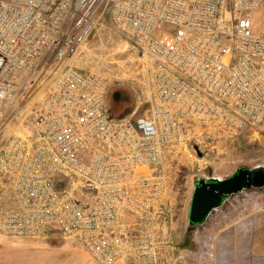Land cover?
I'll use <instances>...</instances> for the list:
<instances>
[{
    "label": "built area",
    "instance_id": "1",
    "mask_svg": "<svg viewBox=\"0 0 264 264\" xmlns=\"http://www.w3.org/2000/svg\"><path fill=\"white\" fill-rule=\"evenodd\" d=\"M98 1L0 0V135L48 51L52 73L29 134L0 138V235L78 239L96 264H176L189 157L264 129V0H107L118 59L87 45ZM125 83L139 99L112 122L106 96Z\"/></svg>",
    "mask_w": 264,
    "mask_h": 264
},
{
    "label": "rangeland",
    "instance_id": "2",
    "mask_svg": "<svg viewBox=\"0 0 264 264\" xmlns=\"http://www.w3.org/2000/svg\"><path fill=\"white\" fill-rule=\"evenodd\" d=\"M93 15L97 20V25L88 41V47L105 56L121 58L126 48V42L110 24L107 0L97 2ZM252 31L255 34L259 33V18L253 24ZM50 56L51 52L48 51L42 57L16 102L6 112L1 139L12 133L29 134L27 113L33 103L44 94L46 79L52 75L50 70L46 71L51 62ZM115 91L121 94V99L117 103H114L115 99L113 100L112 97ZM138 99V90L132 83L113 87L106 96L109 120L119 123L131 118ZM259 165L264 166V129H258L255 132L245 131L230 141L210 143L207 148L199 150L196 155L189 157L188 166L182 169L177 179L178 220L177 228L172 233L177 254L176 264H205L202 257L206 254L207 246L216 242L220 243L218 249L222 257L225 260L230 257L231 260L233 259V261H228V264L229 262L230 264H239V259L244 260L241 261L242 264H264V249H258L252 253L248 251V232L243 234L245 231H217L221 224L233 219L234 216L240 220L249 219L246 217L248 214L246 211L252 208L257 211L258 227L264 233V187L251 188L231 196L221 208L214 210L201 226L189 227L187 223L188 206L193 190V181L196 178L209 176L224 178L238 166L251 168ZM1 241L3 239L0 237ZM76 241L74 238L61 236L59 240L61 250L74 249L78 247V244L82 246L78 239ZM241 247L245 248V251H241ZM71 258L73 259L74 256ZM72 259L63 256L61 261L69 262L68 260H70L72 262ZM82 259L93 261L85 252L82 253Z\"/></svg>",
    "mask_w": 264,
    "mask_h": 264
},
{
    "label": "crops",
    "instance_id": "3",
    "mask_svg": "<svg viewBox=\"0 0 264 264\" xmlns=\"http://www.w3.org/2000/svg\"><path fill=\"white\" fill-rule=\"evenodd\" d=\"M246 213L249 219L240 220L234 216L233 219L221 224L217 231H245L243 234L248 232V251L252 253L258 249L263 250L264 233L258 227L257 211L251 208ZM0 237L3 239L0 242V264H96L93 259V261L82 259V253L87 252L78 243V247L74 249L61 250L59 243L61 236L52 235L43 239H13L2 235ZM207 247L206 254L202 257L205 264H228V261H233L231 257L226 260L222 257L218 249L220 243L216 242ZM240 250L245 251V248L241 247ZM63 256L70 257V259L74 256V258L72 262L70 260L69 262L61 261ZM241 261L244 260L239 259V264H242Z\"/></svg>",
    "mask_w": 264,
    "mask_h": 264
},
{
    "label": "water",
    "instance_id": "4",
    "mask_svg": "<svg viewBox=\"0 0 264 264\" xmlns=\"http://www.w3.org/2000/svg\"><path fill=\"white\" fill-rule=\"evenodd\" d=\"M119 92L112 97L117 99ZM264 187V166H238L227 177H200L193 181L187 223L189 227L203 225L214 210L221 208L233 195Z\"/></svg>",
    "mask_w": 264,
    "mask_h": 264
},
{
    "label": "flooded vegetation",
    "instance_id": "5",
    "mask_svg": "<svg viewBox=\"0 0 264 264\" xmlns=\"http://www.w3.org/2000/svg\"><path fill=\"white\" fill-rule=\"evenodd\" d=\"M115 92H118V91H115ZM120 99H121V94L119 93V96L115 100L120 101Z\"/></svg>",
    "mask_w": 264,
    "mask_h": 264
},
{
    "label": "trees",
    "instance_id": "6",
    "mask_svg": "<svg viewBox=\"0 0 264 264\" xmlns=\"http://www.w3.org/2000/svg\"><path fill=\"white\" fill-rule=\"evenodd\" d=\"M114 100V99H113ZM114 103H117V100H114Z\"/></svg>",
    "mask_w": 264,
    "mask_h": 264
}]
</instances>
